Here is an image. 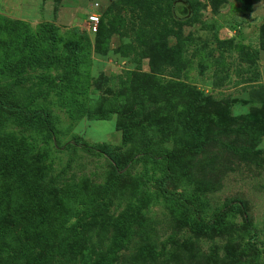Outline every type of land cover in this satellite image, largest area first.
I'll use <instances>...</instances> for the list:
<instances>
[{"label":"rangeland","instance_id":"rangeland-1","mask_svg":"<svg viewBox=\"0 0 264 264\" xmlns=\"http://www.w3.org/2000/svg\"><path fill=\"white\" fill-rule=\"evenodd\" d=\"M0 170V264H264V0H0Z\"/></svg>","mask_w":264,"mask_h":264},{"label":"trees","instance_id":"trees-1","mask_svg":"<svg viewBox=\"0 0 264 264\" xmlns=\"http://www.w3.org/2000/svg\"><path fill=\"white\" fill-rule=\"evenodd\" d=\"M55 77L57 78H62L63 77V73H59L57 75H55ZM149 157L153 158V154L152 153H148ZM3 171V170H0ZM171 176L169 175V172H165L163 173L161 176H159L156 180V183L154 185V190L157 194L161 195L162 197L168 198V199H172L175 200L178 203H182L184 201V199L178 195L175 194L173 192H170L166 187H165V182L170 178Z\"/></svg>","mask_w":264,"mask_h":264},{"label":"built area","instance_id":"built-area-1","mask_svg":"<svg viewBox=\"0 0 264 264\" xmlns=\"http://www.w3.org/2000/svg\"><path fill=\"white\" fill-rule=\"evenodd\" d=\"M87 22L91 25H96L97 24V16L94 13H90L87 16Z\"/></svg>","mask_w":264,"mask_h":264}]
</instances>
